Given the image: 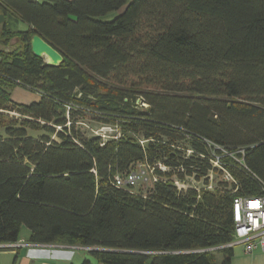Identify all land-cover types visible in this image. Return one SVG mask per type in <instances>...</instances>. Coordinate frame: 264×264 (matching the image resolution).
<instances>
[{"label": "trees", "instance_id": "1", "mask_svg": "<svg viewBox=\"0 0 264 264\" xmlns=\"http://www.w3.org/2000/svg\"><path fill=\"white\" fill-rule=\"evenodd\" d=\"M0 14V245L25 228L100 264H232L234 201L264 187V0H0ZM17 87L39 101L16 103ZM82 119L120 135L86 138ZM140 167L158 179L147 196L116 182ZM211 172L235 183L175 186Z\"/></svg>", "mask_w": 264, "mask_h": 264}, {"label": "built area", "instance_id": "2", "mask_svg": "<svg viewBox=\"0 0 264 264\" xmlns=\"http://www.w3.org/2000/svg\"><path fill=\"white\" fill-rule=\"evenodd\" d=\"M210 183L203 185L198 183L194 189L200 194L202 190L213 191L215 189L212 181V174L209 175ZM226 180L234 182V178L226 173ZM158 179L154 175L151 168L140 167L139 170L132 172L125 179L116 178L117 185L120 187H137L140 184H148L149 182L155 183ZM190 182H193L190 180ZM188 183V182H187ZM175 181V186L179 191L186 189L185 184ZM234 223L235 234L233 241L226 247L235 248L240 246L243 248L245 254H252L256 251L264 252V187L262 194L257 197L244 198L238 197L234 201ZM23 243H12L0 245L2 250H16L24 247ZM84 251L89 252L92 248H82Z\"/></svg>", "mask_w": 264, "mask_h": 264}, {"label": "crops", "instance_id": "3", "mask_svg": "<svg viewBox=\"0 0 264 264\" xmlns=\"http://www.w3.org/2000/svg\"><path fill=\"white\" fill-rule=\"evenodd\" d=\"M32 1L43 3L47 2L48 0ZM22 23L23 22L20 21L17 17H13L9 20V27L14 32L27 31L29 29V26L25 23ZM10 48L12 47H9V49ZM12 99L16 103L29 105L33 102L39 101L40 96L34 92L26 91L20 87H17L12 91ZM30 236V231L23 229L21 233V238L17 243H23L26 245L16 250L9 249L8 251H0V264H72L74 260V253H70V251H84L83 249H81V247L78 246L73 247L61 244H32L29 242ZM84 252L85 254H87L86 251ZM234 252L235 256L232 260V264H264L263 251H256L252 254H245L243 250L237 252L234 249Z\"/></svg>", "mask_w": 264, "mask_h": 264}, {"label": "rangeland", "instance_id": "4", "mask_svg": "<svg viewBox=\"0 0 264 264\" xmlns=\"http://www.w3.org/2000/svg\"><path fill=\"white\" fill-rule=\"evenodd\" d=\"M116 18V15L111 14L107 17L102 18L103 21H113ZM23 24V23H22ZM24 26V25H23ZM22 29V28H21ZM15 45L12 46V48H5L6 50H13L15 49ZM16 98V97H15ZM76 132L86 138H95V137H101L103 141L109 140V139H114L115 137H119L120 133H117L116 130L114 129L113 126L95 121V120H86V119H82L81 123H78L76 125ZM43 133H36V132H30V135L33 137H37L39 135H41ZM0 135H4L3 133H0ZM52 139L54 140H58V138L56 137H52ZM223 151V150H222ZM192 151H188L187 156H191ZM212 156L216 157L215 160L210 161L209 163L213 166V168H216L218 171H222V168L220 166L221 162L219 163V160H221V156L217 155L216 153L213 152ZM233 156V155H232ZM223 173H225L223 171ZM210 174H212V181H213V185L217 186L219 183L225 182L227 181L225 178V174L220 175L218 174V172H211ZM211 180V179H210ZM193 182H188L187 184H185L186 189H194L197 185V182L195 180L192 179ZM152 188V184H145V185H139L136 188H133L131 191L134 193H139V194H144V195H148V191H150ZM24 230H27L24 228ZM23 236V234H22ZM9 250V249H8ZM8 250H2L3 251H8ZM235 250L237 252H240L241 250H243L242 247L237 246L235 247ZM74 253V260L72 262V264H82L83 261L86 259V254L84 251H70V253ZM88 253V252H87ZM60 264V263H59ZM63 264V263H61Z\"/></svg>", "mask_w": 264, "mask_h": 264}, {"label": "water", "instance_id": "5", "mask_svg": "<svg viewBox=\"0 0 264 264\" xmlns=\"http://www.w3.org/2000/svg\"><path fill=\"white\" fill-rule=\"evenodd\" d=\"M5 23H6V16L3 14H0V32H1L2 26ZM31 47L36 57L46 58V64L48 66L57 67L61 65L64 61L63 56L56 49H54L50 44L44 41L39 35H35L32 38ZM93 250L96 251V249H93ZM86 260L91 262V264H100L99 261L94 256H92L90 253L86 254ZM147 264H152V260H150Z\"/></svg>", "mask_w": 264, "mask_h": 264}]
</instances>
